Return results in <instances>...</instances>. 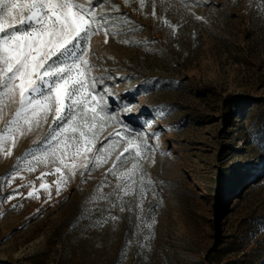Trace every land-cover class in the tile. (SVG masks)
<instances>
[{"label": "rangeland", "instance_id": "rangeland-1", "mask_svg": "<svg viewBox=\"0 0 264 264\" xmlns=\"http://www.w3.org/2000/svg\"><path fill=\"white\" fill-rule=\"evenodd\" d=\"M102 12L107 43L104 31L89 41L90 79L103 78L109 111L155 149L143 167L157 195L147 193L143 218L156 223L141 226L136 196L123 197L124 212L115 195V208L92 199L102 184L114 192L104 174L123 145L57 196L69 173L59 152L40 149L46 124L0 151V264H264V0H103ZM110 125L93 129L97 148L113 139ZM109 216L118 219L96 224Z\"/></svg>", "mask_w": 264, "mask_h": 264}, {"label": "snow or ice", "instance_id": "snow-or-ice-1", "mask_svg": "<svg viewBox=\"0 0 264 264\" xmlns=\"http://www.w3.org/2000/svg\"><path fill=\"white\" fill-rule=\"evenodd\" d=\"M123 2L129 4V0ZM139 4L142 9L145 0H139ZM102 9L103 0L96 6L93 0H0V97L6 96L12 104L18 105L12 119L7 121L0 110V122L5 123L6 133L0 135V151L11 154V149L5 147L7 141H12L14 146L19 136H27L43 125H49L48 136L40 149L50 151L53 156L59 152L60 165L69 173L55 181L59 196L62 187H66L78 171L81 177L85 173L91 176L95 168L108 164L112 153L123 145L104 174L106 180L109 175L115 178L114 192L102 193L103 187L108 186L102 184L98 189L101 195L92 199L109 201L115 208L117 204L110 201L115 195L120 202V212H124L123 197L136 196L140 209L138 219L151 233L155 217L150 222L144 221L143 202L149 191L153 198L157 193L143 163L154 156L155 149L143 131H129L115 108L109 111L105 95H112L109 87L105 85L99 92L96 90L97 83L103 85V78L90 79L96 65L90 61L89 41L93 35L104 31L107 43V25L111 20ZM111 11L119 12V6L113 4ZM195 19L202 18L195 16ZM164 23L175 33V26L168 24L167 20ZM121 111L130 114L132 108L124 107ZM89 112L92 114L90 118ZM100 121H110L114 131L109 133L113 137L109 144L97 148L93 129ZM53 124L55 128L51 126ZM151 135L158 139V133ZM32 156L39 162L35 153ZM27 170L34 169L28 166ZM55 171L60 172L61 168L57 167ZM11 175L15 178V171ZM40 187L50 199V186L42 183ZM16 195H19L18 191L4 199L10 201ZM27 195L39 198L33 191ZM127 210L132 211V208ZM117 219L109 216L103 221L97 220L96 224ZM148 239L146 235L145 240Z\"/></svg>", "mask_w": 264, "mask_h": 264}, {"label": "crops", "instance_id": "crops-1", "mask_svg": "<svg viewBox=\"0 0 264 264\" xmlns=\"http://www.w3.org/2000/svg\"><path fill=\"white\" fill-rule=\"evenodd\" d=\"M17 107L18 105L12 104L6 96L0 97V110L5 114V120L12 119Z\"/></svg>", "mask_w": 264, "mask_h": 264}, {"label": "trees", "instance_id": "trees-1", "mask_svg": "<svg viewBox=\"0 0 264 264\" xmlns=\"http://www.w3.org/2000/svg\"><path fill=\"white\" fill-rule=\"evenodd\" d=\"M234 117H237V115H234Z\"/></svg>", "mask_w": 264, "mask_h": 264}]
</instances>
